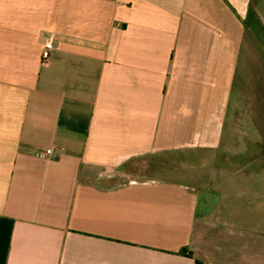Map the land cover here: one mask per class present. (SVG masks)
Here are the masks:
<instances>
[{
	"label": "crops",
	"instance_id": "crops-1",
	"mask_svg": "<svg viewBox=\"0 0 264 264\" xmlns=\"http://www.w3.org/2000/svg\"><path fill=\"white\" fill-rule=\"evenodd\" d=\"M263 75L264 0H0V264H264Z\"/></svg>",
	"mask_w": 264,
	"mask_h": 264
},
{
	"label": "rangeland",
	"instance_id": "rangeland-1",
	"mask_svg": "<svg viewBox=\"0 0 264 264\" xmlns=\"http://www.w3.org/2000/svg\"><path fill=\"white\" fill-rule=\"evenodd\" d=\"M236 88L233 91V97H235L238 92H240L239 89L244 95L241 117L244 118L245 121H248V118L251 116L257 117L260 118L261 122H264V75L261 77V82H259V84L253 83L251 77H244L242 79L239 77ZM232 101L233 100L231 99V104ZM244 129H246V125L244 126ZM242 145L246 147V141H244ZM221 147L222 146H219L217 150ZM261 148H264V140L261 142ZM153 159L156 162L154 161L155 163H148L146 168H142L138 164H131L130 166L122 168L121 172L115 173L113 180L115 182H122L130 178L140 179L150 176L151 178L160 179L173 176L177 180L183 181L184 179L187 180V178H191V174L189 175V173L183 172L186 166L189 167L191 165L190 168H197L200 165V162L197 161V158L193 155V153L187 151L177 152V154L173 156L157 154L152 156V160ZM159 164H161V166ZM175 168L176 170H173ZM203 174L204 173H202L201 178H197V180L204 181L205 174ZM207 177H209V175ZM243 180L244 181L240 187L242 186L241 188H243L244 192L250 193L251 196V193L257 190V187L254 184L256 182L255 180L264 182V173H260L257 176L254 175V179H251V177H245ZM215 181L213 180L214 184L217 183ZM246 208L251 209L252 206L249 205Z\"/></svg>",
	"mask_w": 264,
	"mask_h": 264
},
{
	"label": "built area",
	"instance_id": "built-area-1",
	"mask_svg": "<svg viewBox=\"0 0 264 264\" xmlns=\"http://www.w3.org/2000/svg\"><path fill=\"white\" fill-rule=\"evenodd\" d=\"M54 36L51 35L47 39H45L42 43V50H41V58L42 60H46L51 53V49L53 48L54 44ZM53 149L51 147H45L40 150L35 151V155L40 158H48L53 155Z\"/></svg>",
	"mask_w": 264,
	"mask_h": 264
}]
</instances>
